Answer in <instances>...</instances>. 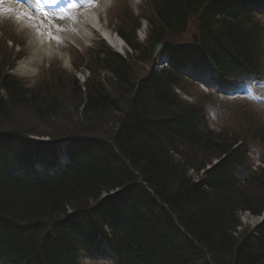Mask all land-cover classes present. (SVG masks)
<instances>
[{
  "label": "trees",
  "instance_id": "16d2710c",
  "mask_svg": "<svg viewBox=\"0 0 264 264\" xmlns=\"http://www.w3.org/2000/svg\"><path fill=\"white\" fill-rule=\"evenodd\" d=\"M227 1L151 0L147 44L153 47L167 41L196 21L192 45L211 59L219 76L230 80L251 74L264 77V26L254 16L217 19L215 10ZM119 33L132 50L142 52L144 46L134 33L124 29ZM100 49L95 62L113 73L116 91L110 93L91 80L84 101L78 81L74 83L88 123L82 130L95 137L82 150L80 165L59 180L33 183L7 179L0 183L1 264H76L78 256L94 243L95 229L105 231L106 227L111 229L117 264H197V249L188 248V238L183 241L179 236L175 219L209 255L211 264H264V224L250 230L239 220L240 212L260 216L264 210V169L254 172L247 157L251 148L259 147L264 153L263 126L247 119L242 139L216 134L209 127L205 106H185L168 88L157 85L158 79L172 76L171 72L136 82L127 61L104 45ZM0 52H5L4 48L0 47ZM10 61L11 57L0 60V126L23 135L26 130L9 127L13 113L25 109L38 123L31 133L40 135L45 121H55L61 113L63 102L46 99V89L29 90L7 76ZM202 98L210 105L215 103L210 96ZM104 122L113 126L108 137L115 140V148L102 143L96 134ZM58 133L55 138L63 135ZM41 134L53 137L51 132ZM214 158L222 161L204 177H190V169L199 174ZM138 182L151 201L145 187L168 207L171 223L166 225V218L171 217L164 209L161 217L157 214L141 222V215L148 210L137 200L124 204L138 220L130 227L122 219L98 218L102 210L89 208L104 192L117 188L138 197L130 191ZM76 214H86L92 221L81 224ZM50 225L59 228L49 233Z\"/></svg>",
  "mask_w": 264,
  "mask_h": 264
},
{
  "label": "rangeland",
  "instance_id": "374dc122",
  "mask_svg": "<svg viewBox=\"0 0 264 264\" xmlns=\"http://www.w3.org/2000/svg\"><path fill=\"white\" fill-rule=\"evenodd\" d=\"M118 1L119 0H112L110 4L111 8H107L106 13H102L100 15V18L102 19L104 24H106L107 26L108 25L110 27L113 26L110 24L111 22L110 12L112 10L122 9V6L119 5ZM128 1H129L130 6L128 10L123 12L124 26L126 25L125 27L127 28L130 27L132 19H135L134 22L139 20L137 14H139V16L146 15L148 17L151 11L149 0H146V2H144L142 6L140 7H138L136 3L139 4L141 1L139 2L136 0H128ZM5 9H12V11L6 12ZM13 11L14 9L11 4L10 5H0V28H3L6 26L4 24L5 22L6 24L10 22V24L6 26V29L11 32L13 31V27H14L16 33L23 35V37L26 39V40L22 39L21 42L23 44L22 53H24L27 56L23 61H20V63H17V69L14 71V73L18 75L17 77H20V78L22 77L25 79L24 80L25 83L28 84L27 86H25L26 88L28 87L32 89V87H34L33 82L36 81L38 77L37 75L40 71V65L38 62H35L33 65H31L32 61L34 60V56H35L34 52H36V54L38 55L39 62H41V60L46 57V54L43 53V49L42 51H38L39 53L36 51V44H37L36 42L38 41V39L36 38V33L34 32L35 26H31L30 22L28 23L26 21H23V16H18L20 18L14 19L16 14ZM66 21L67 20H63V21L55 20L54 18L51 17L48 20L45 19V21L43 22V25L48 31H52L54 28L56 29V31H59L63 28ZM188 25H189V29L188 31H186V34L184 33L181 36H176L174 39H172L173 42H177L184 46H187L188 44L191 43L192 37H195L194 35L196 33L197 24H196V21H190ZM112 28L115 30L114 27ZM131 32H132V29L129 30V34ZM144 36L145 34L143 35V38ZM137 38L139 39L140 43H142L143 40H141V38L139 37ZM100 40L101 38L99 34L97 33L93 35L88 41H84L82 39L77 40L78 44L77 43L75 45L72 44V46L74 47L76 46L80 50V52L86 54L87 53L86 50L89 49L91 46L94 47L97 44H99ZM70 43L71 42L68 43L67 41L65 42L64 46L69 47ZM39 45H41V43H39ZM11 46H12L11 43H8L7 41H2V33H0V47L4 48L5 50V52H0V60L5 59V61H7L10 57L14 58L15 56H17L15 54L16 51L14 49H11ZM55 46L60 50L62 55L56 54L51 59H47L45 62L51 63V64L56 63L58 64V66L54 64L52 65L50 69L47 70L49 73L45 75L46 80L43 81V83L40 85L38 89H41L43 92H44V89H46V92H47V96L45 97L46 99L53 100L56 98L62 101L63 104L60 106L61 113L58 114L55 121H53L54 118L45 121V125H44L45 128L39 130L40 135H42L41 133L43 134L48 133V132L52 133L53 129H55L56 131L60 130L61 132H64L66 134L69 131H72L73 133H79L81 131L80 129L88 126L87 121L84 119L82 115V113L84 112L83 110L85 109L81 104L82 99L81 97L76 95V93L74 92V89H75L74 83L76 81H79L80 83L86 82L88 85L90 81L92 80V83H97V84L101 83L102 85H104L107 91L110 93L116 91L115 84H114L115 80L113 79L111 75L104 73L103 71H100L99 68H94V71L85 70V66L88 63V54L86 57H83L82 54L76 53L74 57L75 59L74 62L75 64H77V66L76 68L73 69L72 64H70L69 54L66 52H63V50L60 48L59 45H55ZM130 54H131L130 51L127 50L126 56ZM131 55H133L134 58H131L132 63L130 64V69L133 70L136 75H137V72L143 73L144 72L143 64L140 60H137L135 58V56H137L136 52L132 51ZM29 63L32 67L29 68L27 66V69H28L27 72H30V73L22 74L20 72L18 74L17 72L18 68H20L21 66H24V68H26L25 65ZM84 63L86 65H83ZM246 90L248 93L247 96L235 99L233 100L234 102L230 103L229 105L233 107L240 106L241 104L244 103V101L246 102L248 97H250V99L253 100L255 104H259L255 100V98L258 96L263 100L262 103H264V85H261V86L257 85L256 89L246 88ZM83 91H84V87H83ZM253 104L254 103H252L250 106L253 107L254 111L255 112L258 111L260 115L261 114L264 115V110L259 106H252ZM259 105H263V104H259ZM206 110L210 113L213 112L211 111L210 108H207ZM216 113H217V118H215V120H214L215 116L212 115V117H210L211 120L213 119L211 126L215 128V130H217L214 122L218 124L222 130L223 135L232 134L233 131H235V129L237 128H244L245 119L251 118L248 112H246V110L244 111V109L241 107H234V108L218 107L216 110ZM13 114H14V118L11 119V123H10L11 128L17 126L22 131L26 130L27 132H32L36 130L34 128L38 126V123L36 122L35 119H33L34 117L27 110L25 109L18 110L14 112ZM63 114L64 116L62 117ZM261 118L262 116L259 117L258 121L264 123V118L263 119ZM99 129H100V132L96 134H100V135L102 134L103 136L108 137L112 133L113 126H110V125L107 126V122H104L101 124ZM57 132L54 134L57 135ZM58 134H61V133L59 132ZM42 136H46V135H42ZM261 219H262V216L261 218H259L249 212H244L239 215V220L241 224H243L245 227H250V228L255 227L258 224H260ZM161 225L160 227H162ZM82 264H112V263L109 260H100V259L94 260V259H91L85 256V258H83Z\"/></svg>",
  "mask_w": 264,
  "mask_h": 264
},
{
  "label": "bare ground",
  "instance_id": "6f19581e",
  "mask_svg": "<svg viewBox=\"0 0 264 264\" xmlns=\"http://www.w3.org/2000/svg\"><path fill=\"white\" fill-rule=\"evenodd\" d=\"M137 1H140V0H137ZM107 2L108 0H102L96 5L95 3H93L92 4L93 7H88V5H85V7H87L86 10L84 8L85 12L79 11V12L72 13L70 17L68 18L69 21L65 24V27H64L66 37L72 42H75V40L80 39L79 36L84 41H88V39L93 33L98 32L103 37V39L109 42L116 50H118L119 52L121 51L122 53H126L127 50H126L123 40L118 38L116 34L110 28H108L106 24H104L102 22V19L100 18V13H101L100 11L102 10V8ZM17 16H18V13H17ZM36 43H37L36 51L38 52L44 49V54H46V58L50 59L53 57V55H55V53H53V52H56L54 45L52 44V42L49 41L46 35L42 36L41 45H39L40 43L39 41H37ZM34 54H35L34 60L32 61L31 65H33L35 62L40 63L38 61V55L36 54V52H34ZM31 65L29 63L28 67L31 68L32 67ZM27 71H28L27 67L26 68H24V66L20 67L19 72L25 73V74L30 73ZM93 206H94V202L89 204V208H93ZM141 216H142L141 222L144 219V217H146L148 220H151V218L153 219L154 213L152 210H149L148 214L146 215L142 214ZM137 217H139V213ZM137 228L139 227L137 226ZM187 249L188 248L185 247L184 252Z\"/></svg>",
  "mask_w": 264,
  "mask_h": 264
},
{
  "label": "snow or ice",
  "instance_id": "6c2138e0",
  "mask_svg": "<svg viewBox=\"0 0 264 264\" xmlns=\"http://www.w3.org/2000/svg\"><path fill=\"white\" fill-rule=\"evenodd\" d=\"M3 2H4V0H0V4H3ZM14 2H16V3H21V0H14ZM36 2L39 3L40 0H36ZM73 6H75V5H73ZM5 11H6V12H11L12 9H5ZM21 15H22V16H26V17L29 18V19H33V18H34V17H32V15H31L30 13H22ZM18 18H20V17H18Z\"/></svg>",
  "mask_w": 264,
  "mask_h": 264
}]
</instances>
